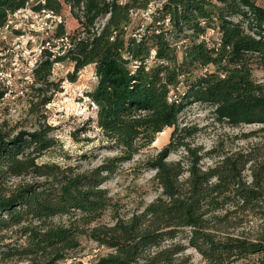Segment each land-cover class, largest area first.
<instances>
[{"label":"trees","instance_id":"obj_1","mask_svg":"<svg viewBox=\"0 0 264 264\" xmlns=\"http://www.w3.org/2000/svg\"><path fill=\"white\" fill-rule=\"evenodd\" d=\"M63 2L32 6L59 15L67 6L79 23L71 34L64 22L51 31V48L68 39L60 55L42 46L28 87L34 123H0V264H58L84 238L109 250L94 264H188L183 254L189 248L204 264H264V142L232 149L219 141L207 150L195 144L201 128L183 120L191 106L205 105L225 127L260 125L237 138L264 136V83L254 78L255 69L264 71V5ZM29 4L0 0V30ZM67 62L71 81L93 65L96 84L86 96L97 108V128L116 151L89 168L42 161L59 142L41 111L59 90L54 65ZM6 94L0 85V103ZM166 128H173L169 142L134 171H154L155 197L123 211L105 183ZM178 152L180 159L169 160Z\"/></svg>","mask_w":264,"mask_h":264},{"label":"rangeland","instance_id":"obj_2","mask_svg":"<svg viewBox=\"0 0 264 264\" xmlns=\"http://www.w3.org/2000/svg\"><path fill=\"white\" fill-rule=\"evenodd\" d=\"M59 1L64 3L63 0ZM256 1L264 5V0ZM36 2L37 0H31L28 7L32 8ZM61 17L67 34L73 33L79 27L69 7L64 6ZM133 18L138 19V15L133 14ZM139 18H142V15H139ZM30 23L34 26H30ZM48 25L53 24L44 17H38L33 21L12 17L9 26L0 30V85L7 88V94L0 103V123L2 121L11 124L20 123L29 128L34 123L27 113L30 93L28 87L32 83L30 63L37 58L42 46L46 45L45 41H49L48 38L52 37L53 32L48 30ZM210 34H213L211 36L213 38L217 36L215 32ZM49 43L52 46L51 40ZM67 44L68 39H64L57 47L62 46L65 49ZM69 73H73V65L69 62L56 64L53 67L52 80L59 84V90L41 113L47 123L54 127V135L59 145L48 152L42 161L52 160L68 165L82 163L84 168H89L99 164L104 157L114 155L116 151L109 146L100 129L97 128L95 121L97 108L86 96L96 84L93 65L78 72L74 81L69 79ZM254 78L264 83V71L255 69ZM208 109L205 105L195 104L183 116V120L189 125L195 124L201 128L195 144L208 150L219 141L232 149L246 148L260 139L264 142V136L247 141L237 138L242 133L258 129L260 125H245L236 129L225 127L214 122ZM172 130L173 128H166L163 134L159 133L150 147L136 155L132 161L125 163L118 173L105 183L104 186L120 202L123 211L132 210L140 204V201L148 202L155 197L150 182L154 171L148 170L139 175L134 171L138 161L155 155L169 142ZM181 155V152L173 153L169 156V160H178ZM204 163L212 164L211 160H204ZM108 252L106 247L84 238L80 248L58 264H94L100 256ZM183 256L190 257L188 264H204L200 255L191 248L187 249Z\"/></svg>","mask_w":264,"mask_h":264},{"label":"built area","instance_id":"obj_3","mask_svg":"<svg viewBox=\"0 0 264 264\" xmlns=\"http://www.w3.org/2000/svg\"><path fill=\"white\" fill-rule=\"evenodd\" d=\"M31 1V0H30ZM41 2H44L45 0H40ZM155 8H154V6H151L149 9H147V10H145V11H143L142 12V15L144 16V18H148V16L152 13V11L154 10ZM12 17H17V18H19V19H28V21H33V20H35V19H37L38 17H44V18H46V19H48V20H50V23H52L53 25H48L47 26V28H48V30H50V32L52 31V30H54V29H56V27L60 24V23H62V17H61V15H59V14H56V13H54V12H52V11H47V10H44V9H42V10H40V11H35V10H33L32 8H30V7H26V8H24V9H21V10H18V11H16L13 15H11L10 16V18H9V20H8V23H7V25L6 26H9V22H10V20H11V18ZM31 25L30 26H34V24L33 23H30ZM5 26V27H6ZM47 30V34H48V31ZM66 39V38H65ZM59 41H64V39H60ZM44 47H48L51 51H53V52H55V54H58V55H60L59 53H58V51H57V49H58V47H55V48H51V45L49 44V43H46V45L44 46ZM44 47H42V48H44ZM40 53H39V55L41 54V49H40V51H39ZM39 55L37 56V58H35L34 59V61H32L31 63H30V73H31V76H32V70H33V68L35 67V65H36V63H37V61H38V57H39ZM55 56H53V58H54Z\"/></svg>","mask_w":264,"mask_h":264},{"label":"bare ground","instance_id":"obj_4","mask_svg":"<svg viewBox=\"0 0 264 264\" xmlns=\"http://www.w3.org/2000/svg\"><path fill=\"white\" fill-rule=\"evenodd\" d=\"M164 132H161L160 134H163Z\"/></svg>","mask_w":264,"mask_h":264}]
</instances>
